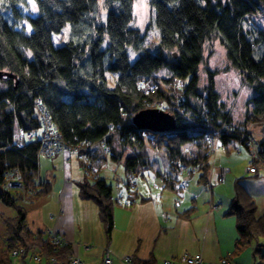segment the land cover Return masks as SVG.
Segmentation results:
<instances>
[{
	"label": "trees",
	"instance_id": "trees-1",
	"mask_svg": "<svg viewBox=\"0 0 264 264\" xmlns=\"http://www.w3.org/2000/svg\"><path fill=\"white\" fill-rule=\"evenodd\" d=\"M29 1L0 0V71L5 73L0 88V204L15 210L13 216L0 210V225L5 226L0 239L7 257L12 258L18 247H25L29 257L40 253L62 264L72 255L70 243L45 241L43 231H32L27 222L26 206L46 195L50 184L39 179V143L31 140L20 146L15 139L21 130L40 127V105L47 108L69 146L89 145L93 171L108 159L121 162L130 193L136 190L129 180L155 164L152 152L168 164L169 177L164 179L171 185L192 174L195 166L197 179L207 183L212 154L206 134L225 123L234 128L219 133L227 149L236 143L248 150L250 135L264 145V139L255 138L249 127L234 123V108L217 90L215 71L205 65L203 85L199 75L205 46L218 41L253 90L246 122L262 124L264 52L258 59L253 52L255 45L264 44V27L257 22L264 18V0H151L160 33L156 51L145 44V35L133 24L134 0H102L103 20H98L100 0H34L35 14L23 11ZM68 24V40L55 45L53 33ZM162 67L167 69L164 76L158 75ZM107 71L117 73L114 86L108 84ZM147 108L173 114L176 128H138L133 116ZM260 168H264V149L254 162L253 173ZM84 171L87 178L79 183L80 196L98 204L110 233L115 204L112 184ZM14 182L21 186H7ZM241 182L240 178L235 182L227 211L235 217L238 232L233 252L254 243L258 264H264V242L260 241L264 214L257 215L256 202ZM196 208L193 205L179 214L189 217ZM133 263L156 264L153 259H134Z\"/></svg>",
	"mask_w": 264,
	"mask_h": 264
},
{
	"label": "crops",
	"instance_id": "crops-1",
	"mask_svg": "<svg viewBox=\"0 0 264 264\" xmlns=\"http://www.w3.org/2000/svg\"><path fill=\"white\" fill-rule=\"evenodd\" d=\"M235 107L232 116L234 123L249 127L255 138L263 140L264 126L245 120L250 106L247 105L242 112ZM233 145L237 152L244 149L236 143ZM218 148L213 155L207 183L199 181L195 172L185 174L189 184L183 196L177 183L172 186L164 179L169 177L168 164L157 161L154 156L157 164L147 170L149 174L145 171L139 175L143 181L135 182L136 191L130 193L127 190V194H124L122 190L113 189L115 204L110 233H107L100 217L98 204L80 196L79 183L87 178V174L78 156L55 151L48 157H40L39 179L48 182L50 190L26 206L28 226L34 232L52 229L65 236L70 243L71 254L80 258V264H106L104 259L107 255L112 259V264H134V259H153L156 264L170 259L173 264H185L183 254H201L206 264H220L222 259H227L228 264H258L259 255L254 253V243L239 253L233 252L238 232L235 217L227 211L235 182L240 178L243 187L256 202L257 215L264 214V168L256 173L248 170V151L243 174L236 176L229 190L226 187L222 189L221 184L225 183L227 173L221 181L219 169L226 167L231 171V168L222 156L216 165L214 159ZM230 151L229 145L225 153L229 154ZM99 172L101 169L93 171L94 176L103 177L108 182L109 178L116 176V168L111 170L108 167V172L103 176ZM109 172L113 177L108 176ZM124 175L121 176L123 181L127 178L125 170ZM206 191L210 192L208 196L203 195ZM177 201H180L179 206ZM193 205L197 208L189 217L179 214V211ZM0 210L7 216L15 215L13 208L3 204H0ZM0 226L4 231V223ZM260 241L264 242V239ZM129 256L131 261L126 260ZM24 263L35 264L31 257H26ZM9 264L17 263L12 259Z\"/></svg>",
	"mask_w": 264,
	"mask_h": 264
},
{
	"label": "rangeland",
	"instance_id": "rangeland-1",
	"mask_svg": "<svg viewBox=\"0 0 264 264\" xmlns=\"http://www.w3.org/2000/svg\"><path fill=\"white\" fill-rule=\"evenodd\" d=\"M99 6L101 12H100V16L98 17V20H103L105 17L106 9L104 8V4L102 0H100ZM23 11L25 13H32V14L37 13L38 9L36 2L34 0H30L28 2V6H26ZM133 14H134L133 24L137 28H139L140 31L145 35V44L149 46L153 51H156L158 49L160 33L155 23L154 14L151 6V0H134ZM24 21L25 20L23 19L22 23H24ZM257 22L261 27H264V18L257 19ZM70 30H71V26L70 24H68L60 32H54L52 35L54 44L61 45L64 42H66L69 38ZM261 51L264 52V44L255 45L253 52L254 57L258 59L261 56L260 54ZM133 54L134 53L131 52L132 58H134L135 56ZM204 57L205 60L200 65V69H199L200 84L203 85L207 80V69L205 68V65H207L211 70L215 71L216 88L220 92L222 99L229 106H231L232 108L236 106L235 109H238L239 112H242L247 105L251 106L250 97L252 95L253 90L244 82L243 75L241 74V72L228 61L224 47L218 41L213 43H208L205 46ZM166 74H167L166 67H162L158 71V75L164 76ZM106 75L108 78V84L110 86H114L115 76L117 75V73H112L110 71H107ZM3 86H4V80L0 79V88H2ZM113 144L116 147V143L113 142ZM230 149H231L230 153L226 154L225 153L226 148H224L223 144H221L216 154V160L214 159L217 165L220 160L219 157L222 156V158L225 159L227 165L231 168V171L227 172V177H226L227 179L225 183L221 184L222 185L221 188L224 189L226 187L227 190H229V185H232L233 180H235L236 176H241L243 174V171L245 170L246 164L248 162L247 149L244 148L241 150V152H237L234 148L233 143L230 144ZM106 154L108 155L107 152ZM151 154L153 158H155L154 152H152ZM159 156H157V161L161 160L163 163L166 164L165 160L162 157L159 158ZM211 160H213V155L211 156ZM157 161L155 160V164H157L156 163ZM108 167L111 170L113 168H116V176L114 178H109V182H111L114 186L113 189L115 191L122 190L124 194H127L128 176L127 178H125V181L121 179V176L122 177L125 176L123 164L121 162H112L110 159H108L105 162V164H103L100 167L101 173L100 172L99 173L102 176L105 175L106 172H108ZM149 173L150 171L148 172L146 171V174ZM107 174L109 177H113L111 172ZM137 181L139 182L143 181L142 178L139 177V175L135 177L134 183ZM218 187L219 186H217V189L218 191H220L221 189H219ZM12 190H16V189H12ZM209 194L210 192L206 191L203 195L208 196ZM2 233H3V229L2 226H0V234ZM3 247H4L3 239H0V258H3L4 264H7L10 261H12V258L7 257L3 253L2 251ZM34 263L36 264L35 261Z\"/></svg>",
	"mask_w": 264,
	"mask_h": 264
},
{
	"label": "built area",
	"instance_id": "built-area-1",
	"mask_svg": "<svg viewBox=\"0 0 264 264\" xmlns=\"http://www.w3.org/2000/svg\"><path fill=\"white\" fill-rule=\"evenodd\" d=\"M40 118L41 125L39 128L31 129L27 132L21 130L16 136L15 143L20 146H24L26 142L31 140H36L39 143L38 155L40 157H48L53 154L55 151H59L61 153H74L78 156L79 160L84 164V169L93 173V168L91 165V161L89 159L88 149L89 145H81V146H69L68 143L63 139L61 131L59 128L52 123L49 118V114L47 112V108L43 105H40ZM264 126V121L262 122ZM223 130H231L234 131V128L231 127V124L225 123L220 129H215L212 131H207L206 140L209 145V151L212 155L215 154L216 149L221 144V140L219 138V133ZM247 144L249 145V163L248 170L250 172H255L254 162L257 158H260L261 150L264 149V145H261L259 141L254 140L251 135L250 138H247ZM243 145V144H242ZM242 145L238 144V147H242ZM103 146L107 153H109L108 146L103 143ZM244 146V145H243ZM91 169V170H90ZM198 167H194V171L196 172ZM183 168L181 167V172ZM228 168L220 167L219 169V178L221 181L224 180ZM97 176V175H96ZM134 178H131L130 184L131 188L135 187ZM189 180L185 176L178 183V189L180 191V195L183 196L188 191ZM16 185V186H15ZM8 187H19L21 186L18 182H14L13 184L9 183ZM176 204L179 206L180 201H177ZM43 240L50 241L55 245H61L68 243L65 239V236L56 232L52 229H47L43 231ZM12 258L16 261L17 264H25L24 259L29 257V252L25 247L15 248L11 253ZM30 257L32 260L37 262L38 264H62L56 257L52 256L49 258L43 257L40 253H30ZM127 261H131V257H126ZM182 260L185 264H206L203 256L201 254H183ZM106 264H112V259L107 255L104 259ZM80 258L75 255H71L67 264H79ZM163 264H173V261L170 259H165ZM220 264H228L227 259H222Z\"/></svg>",
	"mask_w": 264,
	"mask_h": 264
},
{
	"label": "water",
	"instance_id": "water-1",
	"mask_svg": "<svg viewBox=\"0 0 264 264\" xmlns=\"http://www.w3.org/2000/svg\"><path fill=\"white\" fill-rule=\"evenodd\" d=\"M4 76L5 73L0 71V79ZM133 122L140 129H150L152 131H171L176 128L175 116L156 108L138 111L133 116Z\"/></svg>",
	"mask_w": 264,
	"mask_h": 264
}]
</instances>
